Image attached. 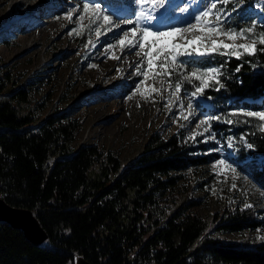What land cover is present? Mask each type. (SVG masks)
Returning <instances> with one entry per match:
<instances>
[{"label":"trees","instance_id":"obj_1","mask_svg":"<svg viewBox=\"0 0 264 264\" xmlns=\"http://www.w3.org/2000/svg\"><path fill=\"white\" fill-rule=\"evenodd\" d=\"M235 3L229 0L227 8ZM255 3L244 0L225 23L237 30L253 23ZM256 24L257 32L264 31V24ZM256 47L254 55L239 59L220 54L180 59L187 61L182 87L189 94L195 87L187 79L191 72L220 69L219 90L213 83L199 96L209 116L221 117L212 127L228 157L264 191L260 122L241 116L224 122L237 119L233 111L262 108L257 100L264 96V51H259L264 45ZM54 94L39 99L37 87L5 72L0 62V197L32 210L48 236L35 245L0 221V264H75L78 257L91 264H264V216L258 210L237 205L207 216L193 210L201 203L193 196L202 186L199 170L220 158L205 153L216 143L182 131L169 137L155 132L140 155L123 164L117 150L98 144L77 149L81 121L60 108L45 114ZM243 231L255 234L224 235Z\"/></svg>","mask_w":264,"mask_h":264},{"label":"rangeland","instance_id":"obj_2","mask_svg":"<svg viewBox=\"0 0 264 264\" xmlns=\"http://www.w3.org/2000/svg\"><path fill=\"white\" fill-rule=\"evenodd\" d=\"M85 2L94 1L0 0V62L3 70L12 72L22 83H31L37 87L39 99L45 93L55 92L53 102L45 114L60 108L61 112L71 114L81 121L82 126L75 141L77 149L81 145L98 144L109 150H117L122 163L126 164L140 155L146 142L155 132L169 137L177 131H182L188 137L194 135L199 136L202 141H213L216 143V151H212L213 148L205 153H217L220 158L228 159L237 167L240 175L229 174L225 180L214 174V161L203 166L199 170L198 178L204 188L197 185L193 189V196L200 199L201 203L193 210L200 216H207L212 213L222 214L226 209L237 205L244 207L247 203L259 211V216H264V191L240 169L238 163L228 157L223 141L214 131L212 124L209 133L199 134L204 126L197 128V122L206 115L209 116L208 105L204 99L199 95L192 97L182 87L180 99L172 97L173 104L166 109L165 104L170 97L168 82L162 84L154 81L152 77L145 82V88L156 87L161 90V95L147 92L141 95L137 92L136 88L143 78L136 75L135 68L141 63L143 53L136 56V49L127 48L122 62V48L114 40L116 33L134 25H121L120 28H113L107 33L102 27L101 35L97 37L91 14L86 15L83 21L78 19ZM154 2L155 0H144V3L140 0H128L122 7L131 12L122 18L135 19L140 11L147 15L153 11ZM204 2L205 0H166L165 8L154 11L163 24L157 28L186 27L193 22V17L201 10ZM174 4H177V7L172 9ZM77 5L80 10H75ZM64 6L69 9L65 11ZM101 6L112 12V7L105 4ZM218 7L224 8L220 5ZM114 9L117 7L114 6ZM45 10L50 11L49 14H45ZM70 11L71 20L66 18ZM162 12L164 14L161 16ZM55 16L57 19L53 20ZM252 18L255 23L264 24V11L261 10L260 0H256ZM38 27L42 29L41 32L26 35L29 30ZM195 35L198 34L188 33L185 40L193 39ZM220 39L225 43H233L224 37ZM173 41L181 44L185 42L170 37L169 43ZM248 42L242 39L235 41L236 44ZM113 44L114 47H108ZM113 55L119 59L109 58ZM210 68L217 67H209L199 72ZM185 71L184 67L179 73H173L172 83L175 84L178 77L183 81L186 77ZM191 82L192 85L199 83L194 78ZM129 96L132 98L129 99ZM189 102L192 103L194 112L186 121L183 115H188ZM258 102L262 104L258 111L264 110V96ZM181 104L185 109L183 115L180 112ZM233 182L237 184L235 190L231 187ZM250 233L226 232L224 235L229 239H241Z\"/></svg>","mask_w":264,"mask_h":264},{"label":"snow or ice","instance_id":"obj_3","mask_svg":"<svg viewBox=\"0 0 264 264\" xmlns=\"http://www.w3.org/2000/svg\"><path fill=\"white\" fill-rule=\"evenodd\" d=\"M140 2L144 3V0H140ZM165 2L166 0H155L152 4L153 11L148 12L147 15L144 11H140L135 16V19L122 18L106 8H102L100 3L85 2L82 5L81 15L78 19L83 21L86 15L91 14V20L95 26L94 31L97 37L101 35L100 29L102 27L105 33H107L108 31H112L113 28H120L121 25H134V27L130 29L116 33L114 40L119 43L122 49H136L134 53L136 56H140L141 53H143L141 63L135 68L136 75L143 78L136 88L137 92H140L141 95H145L146 92L161 95V90L156 87L145 88V82L148 81L150 77H152L154 81H159L162 84L165 81L168 82L170 97L166 101V109L172 106V97L176 100L180 99L183 81L178 77V81L173 84L172 75L173 73H179L186 66L187 61L181 60V57H205L212 54H220L239 59L245 54L249 56L254 55L258 50L256 47L257 42L260 45H264V31L257 32V24L255 22L239 30L225 24V17L230 16L232 12H238L237 5H242L244 0H236V3L233 4L231 9L227 8L229 0H205L201 10L193 17V22L189 23L186 27L170 26L167 28H157L150 22L159 21V17L154 14V11L156 9L165 8ZM260 2L261 10L264 11V0H260ZM221 4L225 6L223 9L218 7V5ZM75 10H80V6H75ZM165 11H167V9H165ZM163 14L162 12L161 16ZM66 18L71 20V11ZM73 31H75V29ZM188 33L198 35H195L193 39L185 40V36ZM129 36H131V39H129ZM170 37H175L185 42L182 44L174 41L169 43ZM221 37L233 41V43H225L220 39ZM239 39L249 42L236 44L235 41ZM114 46L113 44L108 47ZM259 51H264V48H260ZM109 58L119 59V57H115L114 55ZM92 66L95 67L94 65ZM238 70L239 67L237 68V71ZM220 77L221 71L217 68H210L202 72H191L187 79L192 81L194 78L195 81H199V83L195 85L190 95L192 97L203 95L205 89L210 87L213 83L217 86V90H219V86H222ZM133 95H135V93H133ZM131 98L132 96H129V99ZM145 98L147 99V96ZM184 111V106L181 104L180 112L182 115ZM187 112L188 115H183V119L186 121L189 120L194 112L191 102L187 105ZM230 116L237 119H226L224 121L225 123H236L240 116L249 119L254 118L260 122V131L264 132V110H236L230 113ZM177 119H179V117ZM220 119V116L212 117L207 115L201 118L196 124L197 128L204 126L203 131L199 134L204 135L205 133H209L212 121H219ZM245 122H247V120ZM189 138L195 140L194 135ZM240 139L244 141L248 149L254 150L253 143L248 142L245 137H241ZM204 142H207V140ZM229 146H233V141L231 139H229ZM212 151L216 150L213 149ZM212 167L214 169V174L217 177H223L225 180H227L229 174L240 175L237 167L223 157L214 161ZM231 187L235 190L237 184L233 182ZM244 207L252 208L253 205L246 203Z\"/></svg>","mask_w":264,"mask_h":264},{"label":"water","instance_id":"obj_4","mask_svg":"<svg viewBox=\"0 0 264 264\" xmlns=\"http://www.w3.org/2000/svg\"><path fill=\"white\" fill-rule=\"evenodd\" d=\"M0 221L24 232L25 237L35 245H41L48 238L46 231L41 226L32 210L9 205L0 197ZM75 264H91L83 257H78Z\"/></svg>","mask_w":264,"mask_h":264},{"label":"bare ground","instance_id":"obj_5","mask_svg":"<svg viewBox=\"0 0 264 264\" xmlns=\"http://www.w3.org/2000/svg\"><path fill=\"white\" fill-rule=\"evenodd\" d=\"M62 1V0H61ZM123 1L124 0H119V5H121L122 3H123ZM119 7H117V9H118ZM64 9H65V11H67L69 8L67 7V6H64ZM35 11V10H34ZM33 11V12H34ZM50 12V11H49ZM49 12L47 11V10H45V14H49ZM127 13H129V12H127ZM126 13H124V12H122V14H120L119 16L120 17H126ZM62 17H64V16H62ZM55 18L57 19V17L55 16V17H53V20H55ZM159 21H160V19H159ZM150 23H152V24H156L157 22L156 21H151ZM37 29V30H36ZM35 30H29V32L26 34L27 36H31V35H33V34H36L37 32L39 33V32H41L40 31V27H38V28H36ZM42 30V29H41ZM32 31V32H31ZM127 51H128V49L127 48H124V49H122V51H121V54H120V58L122 59V62L124 61V59H125V56H126V54H127ZM33 54H35V53H33ZM126 69H127V67H126ZM109 72L110 71H108L107 72V74H109ZM114 112V111H113Z\"/></svg>","mask_w":264,"mask_h":264}]
</instances>
